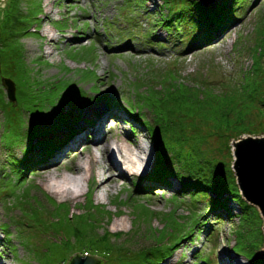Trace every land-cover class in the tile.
Segmentation results:
<instances>
[{"label":"rangeland","instance_id":"rangeland-1","mask_svg":"<svg viewBox=\"0 0 264 264\" xmlns=\"http://www.w3.org/2000/svg\"><path fill=\"white\" fill-rule=\"evenodd\" d=\"M222 1L203 5L214 8ZM233 10L225 28L212 26L207 31L199 11L195 12L187 0H0V225L8 224L10 232L5 238L0 230V264H66L69 256L83 250L85 244L58 228L51 218L52 204L45 195L57 203L68 202L70 211L80 217L85 214L92 218L94 213L87 214L84 209L90 197L93 205L104 208L98 215L103 224L96 222V233L102 235L106 229L111 234H132L126 244L131 250L149 244L165 247L184 231L188 234L198 215L207 214L199 219L207 222L202 230L183 240L161 264H264L260 259L264 251L263 219L254 205L243 214V225L238 228L239 208L234 202L229 204L232 219H218L208 212V203L199 199L198 193H177L171 199V190L156 185L143 189L157 156L152 140L136 122H132L136 126L132 133L123 121L130 117L114 105L118 100L133 110L130 101L139 94L165 89L171 82L181 81L203 90L211 85L216 92L238 83L242 71L251 66V47L264 42V0H232L229 12ZM262 64L263 70L264 59ZM3 77L15 84L14 101L7 97ZM67 108L80 116L76 132L21 178L19 163L30 138L53 128L57 116ZM254 112L244 130L263 135L262 82ZM144 116L150 120L152 115L145 112ZM100 118V129L110 130L102 139L115 149L118 143L134 150L136 143L144 146L143 164L133 157L139 164L134 174L117 177L107 154L97 151L98 142L93 140L98 134L93 128ZM79 136L82 140L72 145ZM208 145L217 146L218 142L211 137ZM70 152L80 164H86L93 152L97 175L81 182L83 191L79 192L75 184H68L74 189L71 194L51 191L48 184L63 175L77 174L63 165L51 181L39 172L56 157ZM219 157L230 159L232 164V154L230 158L223 147ZM114 159L119 163L116 154ZM109 174L116 180L98 188L99 181ZM171 185L173 190L180 188L174 179ZM150 226L161 230L154 233ZM65 241L73 251L68 256L60 246Z\"/></svg>","mask_w":264,"mask_h":264},{"label":"trees","instance_id":"trees-1","mask_svg":"<svg viewBox=\"0 0 264 264\" xmlns=\"http://www.w3.org/2000/svg\"><path fill=\"white\" fill-rule=\"evenodd\" d=\"M187 1L192 4L195 12L199 11L206 24L204 29L207 31L212 26L225 28L232 20L230 15L228 16L234 12V10L229 12L232 0H223L214 8H204L203 3L198 0ZM228 1L229 4L226 7ZM209 9L215 10L210 12ZM235 46H233L234 49ZM251 48L250 68L242 71L238 83H234L229 90L224 88L221 92H216L211 85L205 86L203 90V88L189 87L178 81L171 82L165 89L160 87V89L153 88L147 93L142 92L139 97L130 101L133 110L128 109L118 100L114 101V105L130 117L131 122L125 118L123 121H129L133 133L136 126L132 122L138 123L147 130L157 155L152 168L145 176L148 184L143 189L156 185L160 189L171 190V199H174L177 193L192 195L198 193L199 199L208 203V212H213L218 219L223 217L232 219L233 214L229 204L234 202L239 208L238 228L242 227L243 214L248 213L251 205L240 195L231 168V160L226 161L219 157V153L223 147L231 158L230 140L240 138L243 134H253L244 130V124L250 119L252 113L256 114L254 112L256 95L260 82L264 83V69L262 70L264 42L253 45ZM92 97L95 98V96ZM104 100L110 102V98L105 97ZM75 111L71 108L63 109L55 119L53 128L48 131H38L30 138L23 160L19 163L21 178L25 177L37 163L50 157L76 132V124L78 125L80 116L76 115ZM145 112L152 115L150 120L145 118ZM231 129L232 132L229 131ZM226 132L230 135H225ZM211 137L218 142L217 146L208 145ZM173 179L180 184L179 190H173L171 185ZM135 191L138 192V190ZM45 197L52 204L50 216L55 219L58 228L73 233L79 242L85 244L80 253L101 256L105 259L104 264H108L109 261L111 264H161L173 255L183 240L195 237V231L202 230L201 226L207 224L199 220L200 216L207 214L198 215L188 234L184 231L181 236L166 244L165 247H154L149 244L140 249L131 250L126 244L130 243L132 234L122 235V232L111 234L106 229L102 235L96 233V222L103 224L98 215L103 214L104 208L93 205L90 197L84 209L87 214L94 213L92 218L85 214L83 217L74 214L70 211L71 206L68 202L57 203L47 195ZM120 200V204L125 203ZM7 227L8 224L0 225L5 238L10 234ZM150 228L154 233L155 230H161L151 226ZM111 236H114L113 240ZM60 246H63V250L65 249L67 253L65 256L73 253L69 241H65ZM260 259L264 260V257ZM202 261L208 263L205 259Z\"/></svg>","mask_w":264,"mask_h":264},{"label":"water","instance_id":"water-1","mask_svg":"<svg viewBox=\"0 0 264 264\" xmlns=\"http://www.w3.org/2000/svg\"><path fill=\"white\" fill-rule=\"evenodd\" d=\"M213 0H202L207 5ZM7 97L15 100V84L10 78L1 79ZM232 164L235 182L241 197L249 204L254 205L263 219L262 231L264 234V134H244L231 142ZM261 178V179H260ZM264 257V251L262 252ZM101 256L75 253L69 256L66 264H104Z\"/></svg>","mask_w":264,"mask_h":264},{"label":"bare ground","instance_id":"bare-ground-1","mask_svg":"<svg viewBox=\"0 0 264 264\" xmlns=\"http://www.w3.org/2000/svg\"><path fill=\"white\" fill-rule=\"evenodd\" d=\"M102 122H103L102 118H100L99 120L96 121V125L93 128V129H95V132L98 134V136L97 137L95 136V139L93 140V142H98L97 145H95L97 148V151H103L104 153L107 154V157L111 162V169L113 171L117 172V174H118L117 177L125 176L126 174H131V173L134 174L135 169H137V165H139V164L142 165L143 161L145 160V157L142 156V154L145 153L144 146L136 143V150H134V149H131L128 146H126V144H122V143L117 142L118 143L117 149H115L112 146V143L102 139L103 137H105V136H103L104 133L106 134L110 131L109 129H108V131H106V130L103 131L100 129ZM81 140L82 139L79 136V138H77L76 141L71 142V143H72V145L73 144L76 145ZM102 140H104V141L102 142ZM131 143L134 144L135 142L132 141ZM86 147H88V146H86ZM91 153H93V152H91ZM91 153L89 154V156H87V158H86L87 160L85 159L87 161V162H85L86 164H80L79 160H73L72 159L73 157L71 158V155L73 154L72 152L67 153V155L65 157L58 156L55 158L56 160H60L58 164L52 166V163H54L56 161L55 160L54 162L48 163L46 166L43 165L44 167L40 170L39 173L43 177H45L47 180L52 181V180H55V175H54L55 172L58 171L64 165V166H66L65 169L67 171L76 173L77 176L63 175L60 177L59 180H55L53 183L48 184L49 189L51 191H54V192L65 191V192L71 194V193H73L74 189L72 190V188L70 186H68V184H75L77 186V189H79V192H80L81 182L83 180L88 181V179L90 178L91 175L92 176L97 175L96 171H95V165H97V159H96L95 155L91 154ZM115 154L119 160V163H117L116 159H114ZM135 156L138 158L139 164H137L138 162L133 160V157L135 158ZM69 161H70V163H69ZM67 162L69 164H67ZM111 169L109 168L108 170H111ZM103 171H104V169H103ZM117 177L109 174V177H107V179L104 178V179L99 181L98 188L106 187L107 185H109V183L115 181ZM82 184H84V183H82ZM81 191H83V190H81ZM65 192H63V193H65ZM64 195H66V193ZM71 196H74V195H71Z\"/></svg>","mask_w":264,"mask_h":264}]
</instances>
